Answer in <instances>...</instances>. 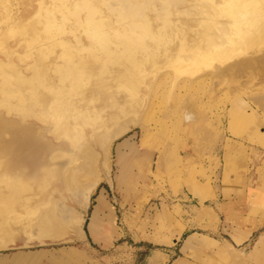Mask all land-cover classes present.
Masks as SVG:
<instances>
[{"label": "rangeland", "instance_id": "1", "mask_svg": "<svg viewBox=\"0 0 264 264\" xmlns=\"http://www.w3.org/2000/svg\"><path fill=\"white\" fill-rule=\"evenodd\" d=\"M42 1L0 0V42L18 49L11 59L21 73L32 75L28 65L42 49H48L51 60L41 64L48 68L50 83L36 89L46 92L44 98L37 94L34 99L23 92L29 96L24 103L18 95L5 96L0 90L1 102L12 100L15 107L26 105L38 112L37 102L42 100L48 106L46 114L52 116L44 114L45 121H59L55 130L58 139H50L53 134L49 132L43 146L22 151L20 165L6 174H22L24 180L31 181L32 189L26 193L30 198H20L0 183V195L12 197L4 204L8 211L1 218L8 225L1 229L0 238L7 246L0 249V264H264V22L243 49L219 53L188 71L172 62L128 80L123 94L126 109L119 117L121 121L136 119L138 124L131 123L130 129L115 139L105 162L92 140L93 128L99 123L96 111L71 106V78L62 80L51 71L56 62L62 66V53L81 50L72 44L89 45L83 29L92 26L87 16L91 12H86L91 10V0L86 1L88 5L85 0L76 3L73 10L80 12L76 25L64 24L58 11L44 12L54 8L52 0H45L46 5ZM93 1L97 4L100 0ZM145 2V6L152 3L160 10V0ZM123 3L127 0H110L111 6ZM106 13L113 19L118 16ZM158 13L154 10L147 17L136 18L150 30L151 25L161 26L155 19ZM181 18L180 24L196 33L195 19ZM112 24L117 28L109 33L98 30L103 33L102 40H109L118 53L124 26L116 19ZM29 26L30 37L25 35ZM34 29L39 30L38 37L54 42H43ZM123 32L127 42L130 30ZM66 40L70 43L65 44ZM102 40L96 39L99 46ZM148 53L149 47L145 58L151 57ZM56 55L57 61L53 60ZM0 59L7 61L4 50H0ZM60 72L71 74V66L61 67ZM92 72L95 81L98 73ZM18 80L13 78V82ZM94 105L100 107L101 103ZM72 110L79 115L75 117ZM0 113L3 123L13 119L32 125L34 131L41 127L39 120H21L18 112L9 114L1 106ZM115 122L108 119L106 132ZM5 123L0 126V178H5L7 163L2 155L7 154L2 143L8 138ZM119 145L122 156L116 153ZM54 150L57 153L47 166ZM77 159L82 163L78 165ZM72 165L84 173L79 178L73 174L77 180L72 177L80 181L79 191L100 177L87 206L80 197L72 198V189L64 181V171ZM55 200L64 202L79 224L67 225L54 217L58 223L52 230L54 238L31 240L29 228L44 213L53 212ZM28 209L32 214L24 220Z\"/></svg>", "mask_w": 264, "mask_h": 264}, {"label": "bare ground", "instance_id": "2", "mask_svg": "<svg viewBox=\"0 0 264 264\" xmlns=\"http://www.w3.org/2000/svg\"><path fill=\"white\" fill-rule=\"evenodd\" d=\"M80 1L83 0H52L54 10L51 11L47 9L44 12L55 14V11H58L61 14V20L64 24L73 23L76 25L79 23L80 12L76 9L74 11L73 9L77 6L76 3ZM86 1L87 0H85V5H88ZM145 3V0H127V3H123V5L111 6L110 0H100L97 4L91 0L88 6L91 10H86V12H91L87 16H90L92 26L83 29L84 33L89 38V45L79 47L78 44H72L73 46L77 45L81 50L74 53H62L65 54L60 57L63 61L62 66L59 64L60 62L58 64L56 62L51 66V71L53 70L54 73L58 74L62 80L71 78L69 81L71 84V99H73L71 106L76 105L77 108H87L89 112L92 110L96 111L94 116L97 117L96 121H99V123L96 128H93L92 140L102 152L105 162L108 161L109 150L115 139L129 130L131 123L138 124L136 119L132 121H121L119 117L126 109L123 104V94L126 93V83L128 80L132 81L137 78L136 76L140 77V75H145L157 68L164 67L167 63L171 64L172 62L179 63L182 70L186 69V71H188L193 68V65L202 63L204 60H208L219 53H228L243 49L246 42L254 36V30H258L264 22V0H160V10L152 3H150L148 7L145 6ZM42 4L46 5V1L43 0ZM104 6H108L106 10L114 13V16L118 13L115 19L117 21H122L124 26L120 28L122 40L118 53L117 49L115 48V50L113 48L109 40H102L103 33L98 30L106 29V33H109L110 30L117 28L112 24L115 19L107 15L106 10L102 9ZM135 8H137L138 14L134 16L133 11ZM154 10L159 12V16H156L155 19L156 23H161V26L151 25L149 30V26L140 23L136 17H147L146 14ZM160 13L163 15H160ZM96 14L99 17H95ZM177 15L179 17H177ZM181 17L188 20L195 19L198 25L196 33L191 34L185 25L180 24L183 23L181 22L183 20ZM124 29L130 30V39L127 42L123 40L125 37V33L123 32ZM31 30L32 26L26 27L28 34L25 35H31ZM38 31L39 30H35L36 36L37 38H41L38 37ZM71 32H74V30H71ZM97 38L102 40L101 46H99L100 42H96ZM41 39L43 42H54L52 38ZM65 42V44L70 43L68 40ZM117 46L118 43L115 47ZM148 47L150 49L148 55L151 54V57L145 58L144 55L147 53ZM0 50H4L5 56L7 57V61L0 59L1 92L5 96L18 95L24 103L27 102L29 96L23 94V92L29 93L32 97L34 96V99L37 94H39L40 99L44 98L46 92H37L36 89L40 86L45 88L48 83H50V81H47V78L50 77V74L47 72L48 68L43 69L41 67L42 63L46 65L44 62L50 60L48 49H46L47 52L42 49L44 54L39 53L34 63L28 65V69L32 71L31 76H24L23 73H21V68L11 59V56L17 55L18 49L10 48L2 41L0 42ZM81 52H87V54L83 56ZM52 53L55 55L54 51H52ZM53 60L57 61V55L56 59L53 58ZM68 65L71 66V74H62L60 68ZM109 65L113 67L117 65L118 67L117 69H110L108 67ZM120 67L123 69H120ZM92 71L98 73L95 81H92ZM15 77L19 80L13 82V78ZM4 78H8L11 81H7ZM5 82L13 86L14 90L12 88H7ZM135 93L139 94V91H135ZM116 94H118V96ZM12 98L15 97L12 96ZM11 101L12 100H2L1 102L0 99V106L9 114L11 112H18L21 120L26 118H35L39 120L36 122L40 123L41 127L38 128V131H34L32 125H24L22 121L12 119L6 123L4 122L6 124L4 127H7L6 133L8 134V138L1 142L4 143L6 147L7 154L2 153V155L7 158V163L3 171L5 173V178H0V183L5 185L6 188L12 189L14 191L13 193L17 194L18 197L29 199L30 197L26 193L32 189L31 181L24 180L22 174H15L14 177L9 176V172L13 171L14 167L20 165L19 159L23 157L22 151L43 146L45 144L43 143V139L46 137L50 138L48 135L49 132L53 134V138L50 139H58L55 130L59 121H52L51 123L45 121L46 118L49 116L51 118L52 116L46 114L45 110L48 106H44L42 100H40L41 104L36 101L38 103L37 105L40 107L38 112L28 110L26 105L24 108H21L19 105L15 107L16 105H13ZM96 102L101 103L100 107L94 105ZM137 108H139V106ZM71 112L74 113L75 117L79 115V112L73 110ZM103 112L108 113L107 116H102ZM44 114L46 118H44ZM187 117L190 118V116ZM1 119L2 114L0 113V126L3 127L4 123ZM92 119L93 117L90 120ZM108 119L116 121V125L108 128L106 132L104 125L108 124ZM120 146L121 145L116 149L117 156H122L119 153ZM55 152L57 153L56 150L52 151L48 157L49 163L47 166L52 163L51 157L54 156ZM84 161H87V159H84ZM77 163L79 165L82 162L77 159ZM72 166L65 169L64 181L72 189L70 190L71 192H69L72 198L77 199L80 197L82 199L80 201L85 204L84 206H87L90 195L98 185L100 177L95 178L79 191L76 187L80 181L76 182L75 180L77 179H75L74 176H83L84 173L78 168H75L74 165ZM84 166L87 165L84 164ZM73 174L75 175L73 176ZM72 177L75 180L72 179ZM10 200H12L11 196L0 195V234L2 226L3 228H7L8 225V222H2L3 219L1 218H5L3 215H6L5 213L8 210L4 207V204L9 203ZM51 211L53 212L44 213L43 216L29 228L31 240L41 242L47 238L53 239L54 234L52 230H54L55 224H58L56 220H54V217L59 216V220L61 219L67 225L73 222L79 224V220L70 215V210L65 206L64 202L55 200ZM15 214H13V216ZM31 214L32 212L28 209L24 220H27L28 216ZM21 219L19 220L22 221ZM6 246V241L0 238V249Z\"/></svg>", "mask_w": 264, "mask_h": 264}, {"label": "crops", "instance_id": "3", "mask_svg": "<svg viewBox=\"0 0 264 264\" xmlns=\"http://www.w3.org/2000/svg\"><path fill=\"white\" fill-rule=\"evenodd\" d=\"M72 260V259H71Z\"/></svg>", "mask_w": 264, "mask_h": 264}]
</instances>
